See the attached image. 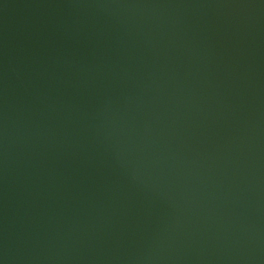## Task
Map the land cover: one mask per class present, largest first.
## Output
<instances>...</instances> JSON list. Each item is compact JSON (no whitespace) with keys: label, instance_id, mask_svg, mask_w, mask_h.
I'll list each match as a JSON object with an SVG mask.
<instances>
[{"label":"water","instance_id":"1","mask_svg":"<svg viewBox=\"0 0 264 264\" xmlns=\"http://www.w3.org/2000/svg\"><path fill=\"white\" fill-rule=\"evenodd\" d=\"M0 264H264V0H0Z\"/></svg>","mask_w":264,"mask_h":264}]
</instances>
